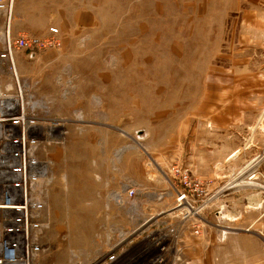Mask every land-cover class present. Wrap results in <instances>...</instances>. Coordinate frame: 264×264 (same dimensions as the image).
Masks as SVG:
<instances>
[{"label":"rangeland","instance_id":"374dc122","mask_svg":"<svg viewBox=\"0 0 264 264\" xmlns=\"http://www.w3.org/2000/svg\"><path fill=\"white\" fill-rule=\"evenodd\" d=\"M18 2L16 30L61 39L17 54L21 79L63 120L62 144L42 150L52 220L42 263L103 264L132 247L110 263L132 264L141 238L168 232L156 219L141 228L153 213L181 228L169 180L181 166L206 194L184 231L196 264H264V230L250 228L240 198L264 196V178L247 171L264 155V80L238 88L242 72L264 74V0Z\"/></svg>","mask_w":264,"mask_h":264},{"label":"built area","instance_id":"2783aa9c","mask_svg":"<svg viewBox=\"0 0 264 264\" xmlns=\"http://www.w3.org/2000/svg\"><path fill=\"white\" fill-rule=\"evenodd\" d=\"M14 7L15 0H0V66L9 68V76L0 70V264H43L42 256L47 251L43 245H47L44 241L52 229V220L51 184L42 150L62 144L59 131L63 120L51 117L45 102L35 97L33 88L21 79L17 54L58 49L61 39L56 28H51L45 37L26 32L14 35ZM169 180L176 195L172 210L179 223L185 225L192 216L199 215L200 209L195 206L198 201L205 202L201 200L205 189L181 166L171 169ZM126 195L135 198L137 189L129 186ZM163 215L164 212L151 217L141 228ZM160 225L169 227L166 235L156 237L149 245L142 243V252L131 259L132 264L139 259L143 264H167L169 257L170 264L181 262L178 247L182 225L180 229L164 221ZM194 234L201 235L198 227ZM120 248L103 264L124 257L132 249Z\"/></svg>","mask_w":264,"mask_h":264},{"label":"crops","instance_id":"0c3cea01","mask_svg":"<svg viewBox=\"0 0 264 264\" xmlns=\"http://www.w3.org/2000/svg\"><path fill=\"white\" fill-rule=\"evenodd\" d=\"M18 4H17V7L16 9L18 8H23V9H28L27 6H25V4L29 5L30 2H33V1H39V0H18ZM21 18L23 19H28L27 16H25L24 14H21L19 13ZM2 28H3V25L2 23L0 22V32L2 31ZM13 33L14 35L18 34V33H21V31H18L15 29V24L13 26ZM1 42L0 41V46H1ZM264 74H258V73H246V72H242L239 76L240 77H243V79H241L239 81V91L242 92L243 95L251 92V91H255V87L252 88V87H249V83H246L247 79H249L250 83L252 82V84H255L257 85L259 82L263 81V76ZM244 78L246 79L245 83L244 82ZM258 86V85H257ZM257 89V88H256ZM263 152H264V149H263ZM264 154V153H263ZM247 171L249 172H257L256 174H259L261 177L264 178V175H263V172H264V155L263 156H257V157H254L253 159L250 160L249 162V165L247 166ZM133 183H135V181H133ZM138 184V183H136ZM133 185V184H132ZM241 199L245 200V203H247V207L249 208V222H250V228L255 231V230H264V196H258V198L256 197H252V196H249L247 197H240ZM256 198V199H255ZM215 200V199H214ZM216 201L220 202V204L222 205L224 201H221L220 199H216ZM163 211H158V212H155L153 213L150 217H153V216H160L161 213ZM255 214V215H254ZM165 217H161L160 219H158V221H155V224L156 225H160V223H162L164 220ZM178 218V217H177ZM150 218L146 219L145 222L147 220H149ZM144 222V223H145ZM180 222V220H179ZM180 224V223H179ZM182 225V224H180ZM155 226V225H154ZM182 235L179 236V247H178V250L180 251V253L182 254V258H181V262L177 263V264H196V256H197V253L195 252L196 250V247L198 246V244L196 245L195 244V241L194 239L192 238L191 235H187L185 229L187 228L186 227V224L185 225H182ZM149 231V230H148ZM241 232H249V231H241ZM240 232V233H241ZM261 234V233H260ZM241 235V234H239ZM253 235H256V236H259L258 233H253ZM261 237V236H260ZM156 237H153V238H141L142 240V243H144L145 245H149L151 243H153L154 239ZM202 246L205 248L206 246H208V244L205 242H202ZM199 248V247H198ZM204 248L200 249L198 251V253L201 252L202 250V253H206Z\"/></svg>","mask_w":264,"mask_h":264},{"label":"bare ground","instance_id":"6f19581e","mask_svg":"<svg viewBox=\"0 0 264 264\" xmlns=\"http://www.w3.org/2000/svg\"><path fill=\"white\" fill-rule=\"evenodd\" d=\"M115 196H116V195H115ZM116 198H118V199H119L120 197L117 195V196H116Z\"/></svg>","mask_w":264,"mask_h":264}]
</instances>
